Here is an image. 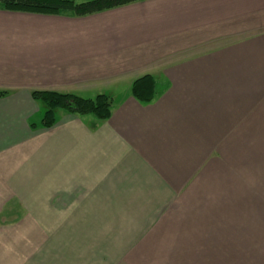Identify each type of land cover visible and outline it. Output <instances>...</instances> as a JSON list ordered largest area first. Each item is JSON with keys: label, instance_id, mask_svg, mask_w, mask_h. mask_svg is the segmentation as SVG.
<instances>
[{"label": "crops", "instance_id": "crops-1", "mask_svg": "<svg viewBox=\"0 0 264 264\" xmlns=\"http://www.w3.org/2000/svg\"><path fill=\"white\" fill-rule=\"evenodd\" d=\"M147 74L143 103L131 86ZM0 90V264H143L145 230L180 247L199 214L228 222L243 206L256 234L234 258L264 264V0L0 8ZM35 90L110 95L111 116L59 109L44 128Z\"/></svg>", "mask_w": 264, "mask_h": 264}, {"label": "rangeland", "instance_id": "rangeland-1", "mask_svg": "<svg viewBox=\"0 0 264 264\" xmlns=\"http://www.w3.org/2000/svg\"><path fill=\"white\" fill-rule=\"evenodd\" d=\"M224 120H226V124L230 123V121H228L229 119ZM224 132L225 131L216 130L215 133H211L208 136L213 139H220L221 137L224 138L226 136ZM217 151H219V149ZM213 152L214 154L212 155L215 156V149H213ZM208 153L210 152L208 151ZM242 179L244 178L240 175L239 180L241 181L237 184L245 189V192L247 182ZM234 185L233 187L235 188ZM229 189L230 184L226 186L224 184L222 191H229ZM231 193L234 197V191H231ZM239 193L243 201L245 195L241 192ZM248 199L251 201L249 197ZM228 211L232 212L231 209H228ZM250 212V208L246 210L243 206L234 220H227L228 222H224L217 217L211 216L206 210L203 214H199L200 216L197 218V228L192 229L191 231H182L185 235V241H188V243L180 247L176 245L178 238L170 229L159 230L157 236L151 235V230H145L144 232L146 234L144 240L147 246L145 245L143 247V260L147 262H143V264H246L245 261L234 258L236 257L234 254L239 255L240 258L241 256L252 252V239L248 236L251 235L252 231L249 230L251 232L249 234L244 227L247 226L246 222L251 218ZM228 216L231 217L230 213ZM168 227H170V225ZM253 233L254 235L256 234L255 231H253ZM147 237H149L150 240H148ZM193 239H195V241H193ZM170 242L173 244L168 245ZM129 249L130 253L132 249V252L134 253L136 252L135 250H138V246H133ZM170 254H173V256ZM168 257H170V259L173 258V262L171 260V262L162 261L163 258L167 259Z\"/></svg>", "mask_w": 264, "mask_h": 264}, {"label": "trees", "instance_id": "trees-1", "mask_svg": "<svg viewBox=\"0 0 264 264\" xmlns=\"http://www.w3.org/2000/svg\"><path fill=\"white\" fill-rule=\"evenodd\" d=\"M136 1L140 0H0V8L8 11L86 16ZM8 93L0 90V97ZM131 93L140 102H152L157 94L155 78L147 74L136 79L131 86ZM32 96L43 107L41 125L44 128H50L56 123V112L59 109L79 116L92 115L99 120H107L113 107V97L103 93L94 98H85L72 93L35 90ZM32 125L35 126L34 123Z\"/></svg>", "mask_w": 264, "mask_h": 264}]
</instances>
